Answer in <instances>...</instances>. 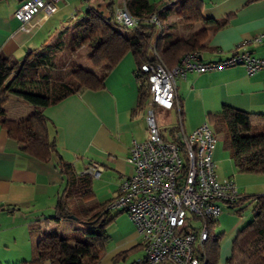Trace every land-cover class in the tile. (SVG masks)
Masks as SVG:
<instances>
[{
    "label": "crops",
    "instance_id": "0c3cea01",
    "mask_svg": "<svg viewBox=\"0 0 264 264\" xmlns=\"http://www.w3.org/2000/svg\"><path fill=\"white\" fill-rule=\"evenodd\" d=\"M23 1L0 0V49L13 60H21L29 51L41 49L50 40L53 42L67 20L81 13L75 0H60L58 11L38 30L27 34L19 31L20 23L15 17ZM204 2L206 18L229 19L226 26L210 29L209 49L202 52L204 61H218L247 51L264 56V42L246 43L256 33L264 32V0ZM135 72L134 57L127 54L106 77L104 88L86 89L43 108L50 122L51 136L63 159L74 165L77 174L81 175L91 166L100 168V176L93 177V187L101 202L116 199L120 184L134 172L133 165L127 161L133 141L148 138L145 107L136 109L139 83ZM177 94L187 132L208 122L215 133L210 116L220 113L225 106L264 113V70L250 75L244 66L237 65L210 72H192L177 81ZM13 96L6 104L8 115L18 121L26 119L34 106ZM173 109L177 118L171 126L178 121L177 109ZM217 138L213 159L218 178L235 180L239 190L248 196L234 207L226 208L217 218L215 231L224 233L230 246L242 227L253 218V209L252 214L246 213L253 203L249 197L264 193V174L238 171L225 139L220 135ZM56 164L57 158L42 162L28 155L0 125V264L32 258L34 244L30 229L33 225L47 227L67 222L57 223L52 219L58 195L65 186L64 176ZM116 209L114 212L120 211ZM120 214L110 233L116 241L111 252H107L111 258L121 250L142 243V236L129 215L126 213L123 218L125 215ZM221 257L222 264H226L230 256L225 258L223 253L221 256L220 247Z\"/></svg>",
    "mask_w": 264,
    "mask_h": 264
},
{
    "label": "trees",
    "instance_id": "16d2710c",
    "mask_svg": "<svg viewBox=\"0 0 264 264\" xmlns=\"http://www.w3.org/2000/svg\"><path fill=\"white\" fill-rule=\"evenodd\" d=\"M173 1L127 0L129 11L139 18L137 26H125L133 30L130 36L119 29L123 25L115 21L114 1L109 0L106 6L89 7L67 20L68 25L65 24L61 29L67 32L71 31V27L75 29L68 45L63 40L47 42L41 49L29 51L21 60L9 58L0 49V125L11 138L20 143L28 155L42 162L57 158L56 166L64 176L65 186L58 195L52 219L57 223L73 220L83 226L82 233L61 236L58 233L47 234L46 226L38 223L33 225L30 229L34 244L32 258L11 264H102L111 240L108 226L123 210L113 213L109 207L111 201L89 204L95 195L93 177L88 174L78 175L74 165L63 159L51 136L50 122L43 108L86 89L104 88L106 77L127 54L134 57L137 71L141 65L152 63L158 57L167 67H173L187 52L209 49L207 39L210 29L226 26L229 19L206 18L203 15L204 0H182L178 16L185 23H201L202 27L184 37L165 42L166 23L173 15ZM256 1L259 0H248V3ZM154 14L164 25L163 30L150 22ZM66 46H70L72 52L84 46L90 47L89 59L95 66L101 67L102 74L98 75L74 63L70 73L73 79L71 82L55 78L48 69L55 64L56 53ZM154 51L156 56L153 55ZM13 95L35 108L24 120H14L8 115L6 104ZM146 99L147 89L139 85L136 109L144 108ZM179 101L182 108L180 98ZM181 115L184 122L183 108ZM210 117L216 136L224 135L237 170L264 174V113L225 106L220 113L211 114ZM253 197H249L256 201L253 218L238 232L226 264H264V197ZM208 224V238L203 242L198 256L204 264H217L220 240L224 233L215 231L217 220H210ZM142 249L144 244L139 243L117 252L112 259L115 262L125 259L135 250ZM143 261L144 258L139 261L140 264Z\"/></svg>",
    "mask_w": 264,
    "mask_h": 264
},
{
    "label": "built area",
    "instance_id": "2783aa9c",
    "mask_svg": "<svg viewBox=\"0 0 264 264\" xmlns=\"http://www.w3.org/2000/svg\"><path fill=\"white\" fill-rule=\"evenodd\" d=\"M60 0H24L15 12L19 31L38 30L58 11ZM115 21L135 27L139 18L132 15L127 0L115 10ZM150 22L159 30L164 25L156 14ZM264 42V32L256 33L246 43ZM239 47V46H238ZM156 56V52H153ZM157 58V57H156ZM243 65L248 74L264 70V56L236 52L218 61H204L202 52H187L173 67L159 57L137 69L139 85L146 87L145 120L148 138L133 141L127 161L134 172L120 184L116 199L109 204L127 212L142 236L143 264H204L198 256L208 238L210 220H217L226 209L238 204L246 195L235 180H220L213 153L218 138L208 122L187 132L181 115L177 81L189 73H203ZM176 108L178 121L170 127L166 139L156 114ZM96 167L82 174L100 176ZM264 197V194H262Z\"/></svg>",
    "mask_w": 264,
    "mask_h": 264
},
{
    "label": "rangeland",
    "instance_id": "374dc122",
    "mask_svg": "<svg viewBox=\"0 0 264 264\" xmlns=\"http://www.w3.org/2000/svg\"><path fill=\"white\" fill-rule=\"evenodd\" d=\"M114 1V9L117 10L118 8L122 7V0H113ZM77 2L76 7L81 11H85L89 7H99V5L106 6V4L109 2V0H75ZM182 0H174L173 4L171 6L173 10V15L167 20V30L165 32V42L168 39H177L180 37L186 36L188 33L198 31L200 27H202L201 23H185L180 16H178V11L180 9V4ZM81 9V10H80ZM174 21V22H173ZM68 25V23L66 24ZM64 29V28H63ZM120 30H122L126 35L130 36L133 34V30L131 28H126L125 26L119 27ZM70 32H67L65 30H60L55 36L54 40L56 42L63 40L65 45L69 44V38L72 37V32L75 30L74 27H71ZM69 31V30H68ZM67 32V33H66ZM52 40H50L51 42ZM55 42V43H56ZM91 54V48L88 46H84L80 49H78L76 52H72L70 49V46H66V48L62 49L61 51H58L56 53V59L55 64L52 68L48 69L49 72L55 77V78H62L63 80H66L68 82H71L73 79L71 78V69L72 64L74 63H80L83 65V67L90 69L94 72H96L98 75L102 74L101 67L95 66L92 61L89 59V56ZM205 55V54H204ZM15 98V96H13ZM158 124L162 128V132L165 135L167 139H171L170 135V127L175 122L177 116L176 111L174 109L172 110H162L161 112L158 111L156 114ZM221 138L224 139V135H221ZM220 138V139H221ZM95 180V178L93 179ZM64 188H62L61 191H63ZM264 194V193H263ZM254 198V197H253ZM252 200V198H251ZM101 200L96 197V194L92 199L89 200V204L94 203H100ZM253 205H255V201L253 200L252 206L246 211V213L252 214ZM116 208H113V213L116 211ZM121 216H124L123 218H126V213H121ZM253 215V214H252ZM67 222L62 224H55L53 223L51 226L46 227L47 234H54L58 233L61 236H65L66 234L70 233H82L83 232V226L76 224L73 220H66ZM116 219L108 226V232L111 233L114 225H115ZM126 223L132 224L131 221H127ZM115 239V238H114ZM111 238L110 242L107 245V252H111L113 245L116 243V241ZM227 238H223L220 240V247H221V256L222 253L225 255V258L231 256L232 253V247L233 244L230 246L227 245ZM106 252L105 257L102 259V264H140L138 260H141V258H144L145 252L143 250H135L133 253L129 254L125 259L114 261ZM220 258V257H219ZM217 264H222V257L220 258V261L218 260Z\"/></svg>",
    "mask_w": 264,
    "mask_h": 264
}]
</instances>
